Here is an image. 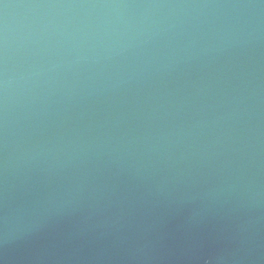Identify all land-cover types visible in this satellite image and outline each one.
I'll return each mask as SVG.
<instances>
[{
	"label": "water",
	"instance_id": "1",
	"mask_svg": "<svg viewBox=\"0 0 264 264\" xmlns=\"http://www.w3.org/2000/svg\"><path fill=\"white\" fill-rule=\"evenodd\" d=\"M0 264H264V0H0Z\"/></svg>",
	"mask_w": 264,
	"mask_h": 264
}]
</instances>
